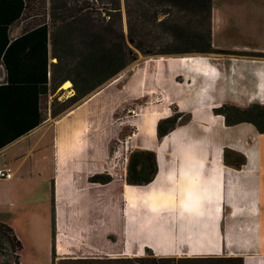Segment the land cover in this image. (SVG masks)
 <instances>
[{"label":"trees","instance_id":"trees-1","mask_svg":"<svg viewBox=\"0 0 264 264\" xmlns=\"http://www.w3.org/2000/svg\"><path fill=\"white\" fill-rule=\"evenodd\" d=\"M153 1L135 0L132 3L127 0L129 37L144 54L215 51L213 0L174 2L191 16L201 15L200 23L197 19L181 23L171 21L169 17L157 22L159 11L153 9ZM82 2L0 0V64H4L7 71L5 82L0 84V150L45 121L47 107L44 99L48 100L53 87L58 89L71 80L76 89L71 99L77 102L117 76L137 58L134 49L126 42L123 29L117 27L118 19L122 18L121 0H109V5L103 6L109 16L104 18L106 23L93 26L83 23L93 20L91 11L95 9L94 5L89 0ZM169 12L164 10V13ZM139 25L149 33L161 26L163 32L171 35L173 44L168 42L165 48L146 50L144 41L135 32ZM13 32L18 34L13 37ZM194 43L198 46H192ZM228 52L264 57L263 52ZM185 60L189 57L156 61L152 86L156 83L164 98H154L147 106H153L152 109L138 113L142 120L133 124L137 127L136 134L127 139L131 156L125 170H111L112 165L104 161L96 163L100 151L97 143L105 139L109 146L116 137L112 134H118L114 129L115 122H110L111 114L117 108L107 97L110 91L107 87L111 84L83 101L56 125L58 166L53 178V264H183L185 260L195 258L160 254L174 251L175 241H178L180 253L195 251L192 240H199L200 228L204 223L210 227L212 220L217 224L208 239L220 241L221 175L213 173L208 180L204 179L202 164H210L211 171L216 172L224 151L227 164L242 167L247 156L221 145L220 119L224 117L227 125L251 122L264 133V104L255 102L243 107L221 103L202 108L198 117L189 114L187 79L183 72ZM171 104L177 108L172 114L169 112ZM185 115H188L186 119ZM123 120L119 122L121 125L127 121ZM96 123L100 124L98 130ZM121 152L124 153L123 148ZM233 154L236 159L231 158ZM200 178L203 185L209 184V188L203 190L209 206H200L210 207L208 220L205 215L173 214L174 207L188 208L183 206L189 200L184 191L201 195L195 182L187 181ZM125 182L135 189L152 191L162 204L169 197L167 202L173 204L154 209L157 217L153 219L151 243L146 247L148 255L131 256L128 250L123 254L121 248H109L84 234L102 215L98 213L100 208L96 211L97 192L103 191V211H106L111 207L112 199L119 200L118 192L120 195L124 193ZM198 195L200 201L203 196ZM213 211L219 212L217 220ZM58 231L61 232L57 234ZM57 246L65 257H59ZM22 249L23 243L15 229L0 222V264H21ZM206 258L216 260L217 257ZM238 259L243 264V258Z\"/></svg>","mask_w":264,"mask_h":264},{"label":"crops","instance_id":"crops-1","mask_svg":"<svg viewBox=\"0 0 264 264\" xmlns=\"http://www.w3.org/2000/svg\"><path fill=\"white\" fill-rule=\"evenodd\" d=\"M17 34L13 32V37ZM213 44L219 50L264 53V0H213ZM187 57L183 71L187 79L189 114L198 117L202 108L226 102L240 106L253 102L264 104V57L211 54ZM6 76V68L1 63L0 84ZM46 102L44 99V105ZM46 119L0 150V167L12 168L15 176L23 172L34 154L45 158L52 151L57 174L56 123L47 124ZM220 133L223 148L230 147L247 156L242 167L229 165L221 157L216 172L211 171L210 164H202L204 179L208 180L213 173L221 175L220 241L208 239L217 224L212 220L210 227L204 223L200 228V239L192 240L195 251L180 253L175 241L174 251L160 255L195 258L183 264H240L238 258H243V264H264V133L251 122L227 125L223 117ZM173 210L175 215H205L206 220L210 213V207H174ZM218 213H212L215 220ZM211 256L217 257L216 260L206 258Z\"/></svg>","mask_w":264,"mask_h":264},{"label":"rangeland","instance_id":"rangeland-1","mask_svg":"<svg viewBox=\"0 0 264 264\" xmlns=\"http://www.w3.org/2000/svg\"><path fill=\"white\" fill-rule=\"evenodd\" d=\"M82 1L83 0H80V3H83ZM134 1L135 0H130L132 3ZM89 2L92 3L95 8L91 11L93 20L88 19L83 24L86 25L91 23V26L98 23L105 24L106 20L104 18H109V16L103 6L109 5V0H89ZM121 2L122 18L118 19L117 27L119 30L123 29L126 42L134 49L137 58L117 76L90 92L95 93L101 91V89H104L111 84L110 87H107L110 90L107 97L111 98L110 101L114 107L116 105L117 108L116 111L111 114L110 122H115L114 129L118 130V134H112V136L116 135V137L112 139L109 146L106 145L105 139L97 143V146L100 147V151L98 152L99 157L97 156L96 163L99 164L102 161L110 163L112 165L111 170L114 168L118 172L125 170V167L127 168L129 163L131 151H128L127 149V139L130 135L136 134L137 127L133 124L142 120L139 119L140 115L138 113L152 109L153 106L149 108L147 106L152 104L151 102L154 98H164L159 93L157 84L155 83L152 86V80L154 78L152 74L154 73V70L157 69L156 61L169 57L184 58L189 55L200 54H211L214 57H216V55L237 56L228 51L219 50L217 48H215V51L207 53L187 52L172 55L144 54L141 49L133 44L129 37L127 0H121ZM174 2L179 3V0L153 1V9L159 11L157 22H160L165 17H169L171 21L175 20L181 23H186L189 20L194 21L196 19L199 23L202 21L203 18H201V15L197 14L196 16H191L187 10L175 5ZM165 9L170 10V12L164 13ZM88 11L90 12V10ZM88 27L90 26L88 25ZM154 30L155 31L149 33V31L144 29L141 25L136 27L135 32L138 38L144 41L146 50H159L161 47L165 48L168 42L170 44L173 42L169 37L171 35L163 32L161 26L160 28L155 27ZM150 43L153 45H150ZM175 44H177V42H175ZM192 46L198 45L194 43ZM243 56L248 57V55ZM71 83L70 88H65L63 86L64 84L58 89L53 87L45 104L47 107V124H55L63 115L73 112L79 104L87 98L93 97H91L92 94L89 93L81 100L74 102L71 97L76 93V89L74 88L72 81ZM226 103L234 104L231 102ZM175 106L176 105L174 104L169 106L170 114L176 111L177 108H175ZM165 107L166 105H164V109ZM154 108L156 110L161 109L160 107ZM187 116L185 115L184 119H186ZM122 119L127 120L124 125L119 123ZM108 120L109 119L106 121L108 122ZM57 124L58 123L55 124V127ZM96 125L98 130L100 124L96 123ZM123 144H125V147H123ZM122 148L124 153L121 152ZM51 155L52 151L49 152L45 158L43 155L34 154L28 162V165L23 169L22 173L18 172L10 179H0V222L12 226L22 241L23 249L21 250V264H53L52 249L54 242L53 228L55 213L53 178L56 174L54 158ZM231 158L236 159V156L233 154L231 155ZM1 159L2 158L0 157V161ZM222 159H224V151L222 152ZM123 166L124 168H122ZM187 181L188 183L195 182L201 195L190 194L189 191H184L185 197H189V200L184 202L183 206H188V208H198L204 204L209 206L206 202L207 197L203 196L205 195L203 190L206 191V188H209V184H206L208 187L203 185L201 178L196 181L191 179H188ZM124 187V193L120 195V192H118L117 194L119 200L112 199L111 207L106 211H103V206L105 205V198L101 195L103 191L97 192V195L99 196H97L95 203L96 211L100 208L99 211L101 212L98 211V213H101L102 215L100 218H96L95 226L87 229L84 234L94 237L98 242L106 244L109 248H121L123 254L128 250V254L131 256L141 254L148 255L146 247L151 243L153 219L157 217L154 216V209L157 207H169L173 204L167 202L169 200V197L167 196L165 203L162 204V202L156 200L152 191L147 192L135 189V186H131L126 182ZM197 195L203 196L200 198L201 200L199 199L200 201H198ZM200 202L204 203L200 204ZM108 219L109 222H107ZM222 224L224 223L222 222ZM219 227H221V221H219ZM60 232L61 231H58L57 234ZM57 254L59 257H65V255L58 249V246Z\"/></svg>","mask_w":264,"mask_h":264},{"label":"built area","instance_id":"built-area-1","mask_svg":"<svg viewBox=\"0 0 264 264\" xmlns=\"http://www.w3.org/2000/svg\"><path fill=\"white\" fill-rule=\"evenodd\" d=\"M14 176V171L10 167H0V179H10Z\"/></svg>","mask_w":264,"mask_h":264},{"label":"bare ground","instance_id":"bare-ground-1","mask_svg":"<svg viewBox=\"0 0 264 264\" xmlns=\"http://www.w3.org/2000/svg\"><path fill=\"white\" fill-rule=\"evenodd\" d=\"M71 84H72L71 81L70 80H67L66 82H64V85L63 86L65 88H70L71 87Z\"/></svg>","mask_w":264,"mask_h":264},{"label":"water","instance_id":"water-1","mask_svg":"<svg viewBox=\"0 0 264 264\" xmlns=\"http://www.w3.org/2000/svg\"><path fill=\"white\" fill-rule=\"evenodd\" d=\"M97 92H98V91H97ZM97 92H95V93H90V94H92L91 97H92L93 95H95Z\"/></svg>","mask_w":264,"mask_h":264}]
</instances>
